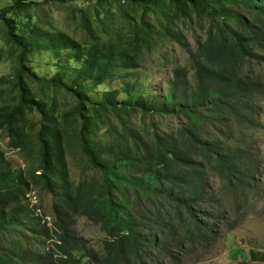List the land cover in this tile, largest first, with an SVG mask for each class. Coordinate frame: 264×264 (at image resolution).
I'll return each mask as SVG.
<instances>
[{
	"label": "trees",
	"instance_id": "16d2710c",
	"mask_svg": "<svg viewBox=\"0 0 264 264\" xmlns=\"http://www.w3.org/2000/svg\"><path fill=\"white\" fill-rule=\"evenodd\" d=\"M52 5L80 39L44 15ZM170 44L186 63L157 93L137 70ZM49 53L51 76L36 66ZM1 65L0 139L25 167L0 146V264L177 263L220 236L212 174L238 199L260 193L264 0H15L0 9ZM111 80L120 87L89 97ZM72 151L86 164L77 179ZM79 217L101 226L102 252Z\"/></svg>",
	"mask_w": 264,
	"mask_h": 264
},
{
	"label": "rangeland",
	"instance_id": "374dc122",
	"mask_svg": "<svg viewBox=\"0 0 264 264\" xmlns=\"http://www.w3.org/2000/svg\"><path fill=\"white\" fill-rule=\"evenodd\" d=\"M15 0H0V9L12 4ZM45 9V10H44ZM43 13L49 18L58 30H65L71 37L80 39L79 31L76 35H72L76 31L75 23L67 19L69 10L66 5L45 6ZM49 21V20H48ZM191 41H194L192 34L189 35ZM168 51L163 54L155 53L144 63L143 67L137 72L144 74L145 81L142 83L148 88L162 93L165 89V79L171 73L174 64L186 63L187 53L176 45H169ZM51 53L41 55L37 58V67H40L43 75L51 76L53 71L48 69ZM0 66V70L3 69ZM140 80V79H139ZM141 81V80H140ZM120 87L118 80L105 82L102 87L98 88L95 94L89 97L98 99L102 89H116ZM126 97V93L121 92L119 99ZM58 104L61 110H65L73 106L74 101L68 95L59 94L57 96ZM257 108H260V121L262 126L253 133V141L258 147L261 155V165L257 170L260 182L257 188L260 193L255 196L254 192L249 194L247 200H241L235 195L223 191V183L219 177L211 175L212 185L219 191L222 196L221 201L216 208V215L224 217L221 233L218 240L210 249H200L197 251L188 250L179 254L177 263L169 264H264L260 261L264 256V100L259 102ZM7 139H0V146L5 151L6 158L12 163L14 168H24V158L17 151L10 150L6 147ZM29 164L33 167L37 164V159L32 156L27 158ZM67 161L70 164L71 176L77 179L82 171H86V164L78 153L73 151L68 155ZM41 198V205L47 207L49 198L45 195L31 193V203H36L37 198ZM51 221V218H46ZM76 231L85 238L88 245L95 248L99 252L103 251V241L106 234L101 230L99 224H95L85 217H79L76 221Z\"/></svg>",
	"mask_w": 264,
	"mask_h": 264
}]
</instances>
